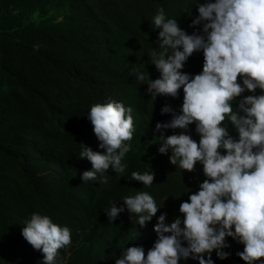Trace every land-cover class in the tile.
Wrapping results in <instances>:
<instances>
[{
    "label": "trees",
    "instance_id": "obj_1",
    "mask_svg": "<svg viewBox=\"0 0 264 264\" xmlns=\"http://www.w3.org/2000/svg\"><path fill=\"white\" fill-rule=\"evenodd\" d=\"M195 3L0 0V264H42V251L34 250L22 236L34 213L70 229L71 244L58 250L55 264H115L122 249L131 246H142L146 255L157 239L153 228L159 216L166 214V224L182 219L180 204L206 177L199 163L193 172H184L170 164V152H158L161 135L182 130L155 128L172 118L161 115L165 105L179 114L183 89L175 99L159 96L153 101L145 88L150 79L160 77L151 63L159 31L153 18L163 8L166 19H178L180 27L192 34L201 27L189 26L198 16ZM203 62V52H194L182 71L200 74ZM137 74H144L145 80L139 82ZM253 94L261 92L246 90L233 107ZM109 102L130 107L136 125L132 139L125 142L131 145L122 160L125 171L109 168L103 176L83 182L80 176L92 165L80 159V144L104 152L87 116L93 105ZM224 124L238 139L229 122ZM186 134L199 142L195 124ZM151 171L155 172L151 186L132 180V172ZM137 191L148 192L160 208L144 228L123 205V198ZM114 204L125 211L111 222L107 213ZM225 245L221 251L229 257L221 260L213 251L214 264H244L237 255L243 245L232 238H226ZM179 264L199 261L182 259Z\"/></svg>",
    "mask_w": 264,
    "mask_h": 264
},
{
    "label": "clouds",
    "instance_id": "obj_2",
    "mask_svg": "<svg viewBox=\"0 0 264 264\" xmlns=\"http://www.w3.org/2000/svg\"><path fill=\"white\" fill-rule=\"evenodd\" d=\"M195 7L198 16L189 26L201 27L192 34L180 27L178 19H166L163 8L153 18L152 25L159 31L151 63L160 77L150 79L145 91L155 101L159 96L175 99L183 89L179 114L165 105L161 115L172 118L158 122L155 128L156 132L182 131L161 135L158 152H170V164H178L184 172H193L199 163L206 179L180 204L182 219L166 224V214L159 216L153 228L157 239L146 255L142 246L127 247L115 264H179L189 258L214 264L213 251L221 260L230 255L221 251L227 246L226 238L243 245L237 255L244 264H264V0H196ZM191 12L192 8L187 13ZM200 51L202 72L194 76L183 72L192 54ZM137 80L144 81L145 75L137 74ZM257 89L260 95H248L233 107L246 90L255 93ZM131 112L120 102L91 107L87 118L104 152L80 144V159L92 165L80 176L83 182L95 180L97 174L103 176L109 168L116 173L125 171L122 160L131 149L125 142L136 130ZM225 120L237 131L238 139L229 134ZM192 124L200 137L198 143L186 134ZM131 177L151 186L155 172H132ZM123 205L137 218L139 228L160 209L146 191L124 197ZM125 207L114 204L108 220L114 222ZM22 236L34 250L42 251V264H55L58 250L71 244L68 227L39 213L26 222Z\"/></svg>",
    "mask_w": 264,
    "mask_h": 264
},
{
    "label": "bare ground",
    "instance_id": "obj_3",
    "mask_svg": "<svg viewBox=\"0 0 264 264\" xmlns=\"http://www.w3.org/2000/svg\"><path fill=\"white\" fill-rule=\"evenodd\" d=\"M90 26V25H89ZM142 93V92H141ZM136 96V95H135ZM137 97V96H136ZM88 206V205H87ZM87 208V207H86Z\"/></svg>",
    "mask_w": 264,
    "mask_h": 264
}]
</instances>
